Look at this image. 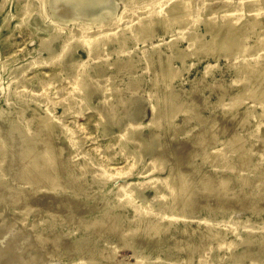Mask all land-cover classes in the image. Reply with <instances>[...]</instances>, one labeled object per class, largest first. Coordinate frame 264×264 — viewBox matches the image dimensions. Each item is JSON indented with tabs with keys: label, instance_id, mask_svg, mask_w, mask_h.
I'll return each mask as SVG.
<instances>
[{
	"label": "rangeland",
	"instance_id": "374dc122",
	"mask_svg": "<svg viewBox=\"0 0 264 264\" xmlns=\"http://www.w3.org/2000/svg\"><path fill=\"white\" fill-rule=\"evenodd\" d=\"M156 21L146 43L149 51L158 46L152 66L139 60L141 43L128 39L124 51L132 68H96L102 65L89 60L90 68L78 73L86 72L93 84L73 92V69L39 63L46 57L39 51L43 42L57 29L64 35L73 23L49 0H0V253L8 254L3 264H118L133 262L134 252L150 264H188L189 257L191 264H230L235 258L264 264V117H256L258 102H264L263 68L230 67L234 56L228 50V58L174 60L179 68L169 78L158 68V51L169 53L172 39L182 49L188 42L177 23L164 32ZM192 27L209 39L203 19ZM261 30L264 38V23L246 30L245 46L257 45ZM60 41L52 42L53 49ZM74 55L86 57L80 48ZM262 58L259 50L255 59ZM207 63L213 66L205 70ZM16 75L25 78L23 86L13 81ZM243 86L254 88L258 98L235 107ZM169 92L179 105L173 118L167 115ZM73 94L83 99L80 112H67L61 124L76 148L60 125L46 129L40 119L47 104L60 115L62 106L55 102ZM110 107L116 113H108ZM153 107L157 124L150 123ZM154 162H162L163 170L151 176L172 171L174 179L180 173L186 180L184 209L172 195H155L144 183ZM95 167L110 178L103 181ZM126 182L141 183L133 204L119 200L117 185ZM207 225L232 245L205 236Z\"/></svg>",
	"mask_w": 264,
	"mask_h": 264
},
{
	"label": "bare ground",
	"instance_id": "6f19581e",
	"mask_svg": "<svg viewBox=\"0 0 264 264\" xmlns=\"http://www.w3.org/2000/svg\"><path fill=\"white\" fill-rule=\"evenodd\" d=\"M43 4L44 0H39ZM50 6L59 12L65 22L73 23V26L62 35V31L57 29L43 44L39 51H45L46 57H40L41 64L57 63L59 68L73 69L72 75L69 76V84L73 92H86L87 88L93 84L89 81L90 76L86 72L78 73V68L87 67L89 60H94L102 67L96 68H132V57L128 51H124L125 44L128 39L139 41L142 45V55L139 60H144L145 67L149 68L154 64L152 52L158 48L157 45H151L152 51L147 50L146 43L153 36V26L156 21L164 32H170V27L173 24H178L187 38V47L185 49L179 48L174 39L170 40L166 45L170 49L169 53L158 51V68H164L167 77L172 78L176 75L174 68V60L184 64L186 57L195 55L198 60L203 58L217 57L224 55L226 58L231 53L234 56V62L230 67L242 69H264V58L255 59L259 50H264V38L262 30L257 33L260 35L257 39L258 44L245 46L244 40L246 35L244 33L248 29H255L264 22V0H49ZM121 11H118L119 8ZM202 10H208L207 13L202 14ZM215 17H207L210 15ZM218 19L221 18V22ZM203 19L205 23V32H209V39L205 40L204 33H197L193 30L194 25L198 20ZM263 19V20H262ZM188 25L190 27H188ZM62 35V36H61ZM60 38V46L58 50L53 49L52 42ZM80 48L85 53V58L75 56L74 52ZM115 55L113 59H109L111 55ZM123 54L124 58H121ZM49 59H52L51 61ZM253 61H252V60ZM207 62V61H206ZM32 62L26 68L32 66ZM213 65L207 63L205 70L211 68ZM261 69L263 77L264 70ZM259 71V72H260ZM13 81L22 86L26 83L25 78L19 75L14 76ZM264 92V90H263ZM257 92L254 88L243 86L235 94L238 97L234 102L237 107L242 104L246 98L257 100ZM78 94H73L68 97L55 102L62 106V113L55 116L53 108L46 105L45 111L40 115V119L46 129H52L56 125L64 130L68 136L69 143L72 147H77V142L71 135L68 127L61 124V118L67 112L77 114L80 112L81 103L83 99ZM42 97L45 103H48L46 94ZM261 112L256 115L257 118L264 117V102L259 101ZM167 115L173 118L179 109L176 104L175 95L171 92L167 95ZM108 113H116L113 107L108 109ZM248 109H245L243 118H246ZM159 113L153 107V113L150 123L157 124L159 121ZM118 117H115L116 124H120ZM125 130V129H124ZM122 131V134L124 132ZM229 142H233L230 139ZM263 154H264V139ZM3 162V161H2ZM29 164L33 165L31 158ZM97 176L103 181L108 180L109 176L100 174V169L95 167L93 169ZM163 170L162 162H154L146 173L149 179L144 182L150 184L155 195L162 197L172 195L173 199L178 203L181 209L186 205V191L189 186L182 174H178L177 178H173L172 171L165 176H151ZM130 172L124 173L128 175ZM30 180L38 179V176L31 175ZM140 182H126L117 185V192L121 203L133 204L137 193V186ZM205 187L208 184L205 183ZM135 212H138V207L134 206ZM224 229H229L231 233L236 232V228L232 225H223ZM205 236L217 241L220 246H231L232 242H228L223 233L219 230H213L207 225ZM124 243L127 244V237L123 235ZM135 260L133 262L118 261V264H150L146 259L133 253ZM8 258L6 251L0 253V264H3ZM238 258L230 264H243ZM90 264H95L94 260H89ZM259 260L252 258L249 264H258ZM188 264H191L190 257L187 258Z\"/></svg>",
	"mask_w": 264,
	"mask_h": 264
}]
</instances>
